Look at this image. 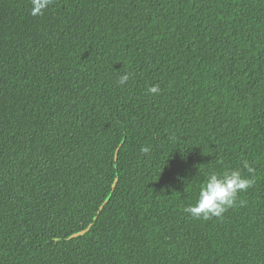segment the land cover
<instances>
[{
  "label": "trees",
  "instance_id": "16d2710c",
  "mask_svg": "<svg viewBox=\"0 0 264 264\" xmlns=\"http://www.w3.org/2000/svg\"><path fill=\"white\" fill-rule=\"evenodd\" d=\"M31 7L0 0V264H264V0Z\"/></svg>",
  "mask_w": 264,
  "mask_h": 264
},
{
  "label": "clouds",
  "instance_id": "9594fccd",
  "mask_svg": "<svg viewBox=\"0 0 264 264\" xmlns=\"http://www.w3.org/2000/svg\"><path fill=\"white\" fill-rule=\"evenodd\" d=\"M31 14L43 15L44 11L52 3V0H31ZM129 73L119 77L118 84L123 85L129 79ZM148 91L158 94V85L149 87ZM142 153H149L150 146H142ZM251 171V169H249ZM253 180L242 175L239 169H230L223 172H211L205 183L199 188L195 203L189 204L183 210L191 218L208 220L211 217H219L227 208L233 207L237 202L238 194L251 187ZM244 202L241 201V204Z\"/></svg>",
  "mask_w": 264,
  "mask_h": 264
}]
</instances>
